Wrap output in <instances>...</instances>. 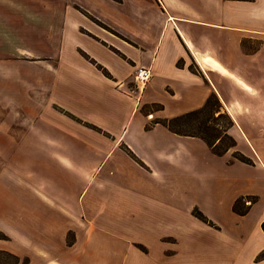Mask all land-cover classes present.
Listing matches in <instances>:
<instances>
[{
    "label": "crops",
    "instance_id": "1",
    "mask_svg": "<svg viewBox=\"0 0 264 264\" xmlns=\"http://www.w3.org/2000/svg\"><path fill=\"white\" fill-rule=\"evenodd\" d=\"M141 67L152 77L138 90ZM213 93L234 121L223 156L146 128ZM240 197L257 198L243 216ZM263 222L264 0L0 1V251L19 264H264Z\"/></svg>",
    "mask_w": 264,
    "mask_h": 264
},
{
    "label": "trees",
    "instance_id": "2",
    "mask_svg": "<svg viewBox=\"0 0 264 264\" xmlns=\"http://www.w3.org/2000/svg\"><path fill=\"white\" fill-rule=\"evenodd\" d=\"M245 43L246 42H243V47H245ZM81 55L96 64L95 61L87 54L81 52ZM178 64L181 65V62ZM97 68L100 69L106 76H109L107 71L100 65H97ZM190 70L196 72L193 66L190 67ZM152 108L162 109V106L158 104L147 106L144 111H152ZM155 124H160L180 136L196 137L201 139L206 143L211 152L217 156H223L237 145L236 140L229 134V130L234 126V121L224 109L215 93L211 94L207 98L202 107L173 118L155 119L149 123L146 128L150 129ZM233 158L234 160L246 164H253L250 158L240 152H234ZM246 201H249V204H247ZM256 201V197H240L234 202L232 210L234 213L243 216L248 212L250 206ZM193 215L201 221L209 225H213V223L199 210L195 209L193 211ZM261 228L264 232V222L262 223ZM0 239H7V236L0 232ZM73 240L74 236L69 234L67 243L71 244ZM139 248L145 251L143 247L139 246ZM0 258H3V260L0 259V264H19L20 262L15 255L6 251H0ZM261 258H264V253L257 257V259ZM26 262L27 259H25L22 263Z\"/></svg>",
    "mask_w": 264,
    "mask_h": 264
},
{
    "label": "built area",
    "instance_id": "3",
    "mask_svg": "<svg viewBox=\"0 0 264 264\" xmlns=\"http://www.w3.org/2000/svg\"><path fill=\"white\" fill-rule=\"evenodd\" d=\"M152 77L149 68H138L134 75V83L138 90H140Z\"/></svg>",
    "mask_w": 264,
    "mask_h": 264
},
{
    "label": "rangeland",
    "instance_id": "4",
    "mask_svg": "<svg viewBox=\"0 0 264 264\" xmlns=\"http://www.w3.org/2000/svg\"><path fill=\"white\" fill-rule=\"evenodd\" d=\"M0 1H20V0H0ZM12 7H13V6H12ZM59 9H60V7H59ZM59 13H60V11H59ZM93 22L95 23V21H93ZM42 24L44 25L45 23H42V22H39V23H38V26H39L40 29L42 28V27L40 26V25H42ZM95 24L97 25V27L99 26L98 23H95ZM61 25H62V22H61L60 20L58 21V19L55 18V20H54V22H53L54 29H55L56 31H59ZM100 28H103V27L100 26L98 29L100 30ZM103 29H104V28H103ZM55 42H56V41H55ZM59 45H60V41L57 40V46H59ZM56 49H57V48H55V51L51 54L54 58L57 56V55H56V54H57V53H56ZM84 58H85V57H84ZM85 59H86V58H85ZM86 60H87V59H86ZM134 85H135V84H134ZM135 88L138 89V88L136 87V85H135ZM135 88H134V89H135ZM221 123H223V122H221ZM0 259L3 260V258H0Z\"/></svg>",
    "mask_w": 264,
    "mask_h": 264
},
{
    "label": "bare ground",
    "instance_id": "5",
    "mask_svg": "<svg viewBox=\"0 0 264 264\" xmlns=\"http://www.w3.org/2000/svg\"><path fill=\"white\" fill-rule=\"evenodd\" d=\"M215 67L220 70L221 72L225 73L226 75L230 76V77H234L228 70H226L225 68H223L220 64L216 63Z\"/></svg>",
    "mask_w": 264,
    "mask_h": 264
}]
</instances>
